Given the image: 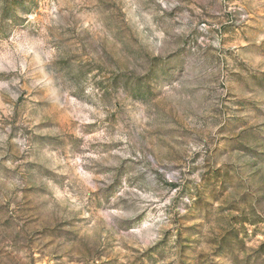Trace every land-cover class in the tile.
<instances>
[{
	"label": "rangeland",
	"instance_id": "1",
	"mask_svg": "<svg viewBox=\"0 0 264 264\" xmlns=\"http://www.w3.org/2000/svg\"><path fill=\"white\" fill-rule=\"evenodd\" d=\"M0 264H264V0H0Z\"/></svg>",
	"mask_w": 264,
	"mask_h": 264
}]
</instances>
